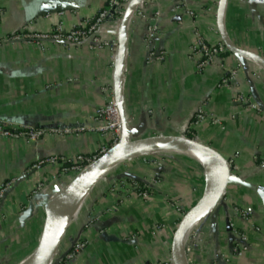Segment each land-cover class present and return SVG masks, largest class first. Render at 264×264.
<instances>
[{
	"label": "crops",
	"instance_id": "1",
	"mask_svg": "<svg viewBox=\"0 0 264 264\" xmlns=\"http://www.w3.org/2000/svg\"><path fill=\"white\" fill-rule=\"evenodd\" d=\"M219 1L183 0L198 14L196 20L178 10L182 0L139 4L143 16L134 12L127 28L122 99L133 140L182 135L200 110L219 119V124L201 123L193 138L229 159L242 183L230 185L223 201L195 226L203 242L187 256L191 264H264V205L257 193L264 189V165L256 161V157L264 158V68L230 52L226 64L237 68V78L230 86H220L221 58L201 73L190 58L195 31L211 45L222 41L217 28ZM0 4V37L4 38L22 31L48 34L58 24L69 30L94 17L107 0H0ZM152 17L158 26L152 45L165 53L161 61L150 59L145 40ZM118 24H104L98 37L108 42L117 38ZM224 26L232 43L264 58V0H228ZM116 55L117 47L111 45L1 43L0 119L16 127H96V111L105 104L103 89L114 85ZM241 96L259 109L239 102ZM110 141V135L97 131L47 134L37 142L0 137V191L4 183L15 181L0 204V264H17L32 254L44 224L43 205L57 186L69 183L56 178L58 164L34 170L32 166L54 156L72 159L94 154ZM202 169L179 152L141 156L116 166L78 208L57 257L82 235L88 242L86 252L64 264L170 261L178 224L207 187ZM157 173H161V184L149 199L120 197L111 190L122 176L148 183ZM39 183L44 189L34 195ZM30 204L34 209L27 213ZM234 206L252 212L249 222H237L249 244L241 256L233 253L238 237L228 226ZM90 217L92 222L85 229Z\"/></svg>",
	"mask_w": 264,
	"mask_h": 264
},
{
	"label": "built area",
	"instance_id": "2",
	"mask_svg": "<svg viewBox=\"0 0 264 264\" xmlns=\"http://www.w3.org/2000/svg\"><path fill=\"white\" fill-rule=\"evenodd\" d=\"M131 0H107L106 6L100 10L94 17L83 21L81 24L74 26L69 30H65L62 24H58L52 32L48 34L42 33H28L22 31L18 34L9 37H0V44L4 42L11 41H28L42 44L44 41H54L61 42L65 44H88L94 48H102L104 46H118V39L115 38L112 41H103L98 37V31L108 22L119 23L125 13L127 5ZM178 10H182L184 14L191 20L198 19V14L191 9H189L182 0V3L178 6ZM138 16H143V13L136 9L135 11ZM3 14V8L0 4V19ZM157 18L152 17L150 23L147 27L146 43L150 50V59L152 60H163L165 58V53L157 52L152 45L153 39L158 34ZM230 53L226 45L221 41L215 45L209 44L200 31L194 32V40L190 47V58L196 62V68L199 73L205 71L217 58H221L223 63L222 77L220 80V86H230L237 78L238 70L237 68H230L226 64L227 55ZM105 104L100 107L95 114V121L98 123L96 127L86 128L81 126L75 127H55L51 129L44 128H33L29 126H19L16 127L6 120L0 119V137L10 138L13 140H19L24 142H37L41 140L47 134L55 135H74L83 133L86 131H97L99 133L108 134L111 136V141L107 146H103L98 152L90 155H78L75 158L69 159L64 156H54L45 160H42L32 166V169H37L46 164H58L60 165V172L56 176L58 180L67 179L72 181L79 173L84 169L96 162L102 155H104L110 148L115 146L120 139V116L117 105L114 99V86H109L103 89ZM239 102H246L251 108L258 110L259 107L250 101L249 98L241 96L238 99ZM204 121H209L212 124H219L218 118L206 114L203 110H200L192 122L189 128L186 130L185 134L188 137L193 138L194 130ZM256 161L264 165V158L256 157ZM232 165V163H231ZM158 167H162V164L157 162ZM233 166V165H232ZM235 168V167H234ZM233 168V169H234ZM161 173H157L148 183H140L138 181L129 180L127 178L118 179L111 190L116 192L120 197L123 195H133L140 197L142 199H149L154 193V189L159 187L161 184ZM15 181H9L3 184L0 191V204L4 197L5 192L11 187ZM44 184L39 183L37 190L34 195L41 192L44 189ZM176 208L179 211L181 207L178 205ZM252 217V212L250 210H243L238 206L232 208V215L228 219V226L233 231V233L238 237L237 245L233 248V253L236 256H241L243 253L249 250L248 236L247 233L237 225V222H249ZM92 218H88L85 224V229L89 228ZM202 235L197 229H192L186 238L185 242V253L189 264H191L188 258V253L194 249L200 247L202 244ZM88 247V242L85 238L80 235L71 244L68 253L65 258L61 261H54L52 264H64L75 260L76 258L82 256ZM143 264H174L172 259L168 262H149Z\"/></svg>",
	"mask_w": 264,
	"mask_h": 264
},
{
	"label": "water",
	"instance_id": "3",
	"mask_svg": "<svg viewBox=\"0 0 264 264\" xmlns=\"http://www.w3.org/2000/svg\"><path fill=\"white\" fill-rule=\"evenodd\" d=\"M142 1L131 0L118 24V46L113 86L114 99L120 116L119 142L68 184L55 188L52 197L43 205L45 207L44 224L38 244L29 256L30 264H52L54 261H61L65 258L68 251L61 257H57V252L67 229L74 221L78 208L102 178L126 161L156 153L179 152L186 154L193 152L203 154L216 165L214 178L207 184L200 200L182 216L174 233L172 241L174 264H189L185 253L187 236L223 201L230 185L242 183V179L233 171L229 159L211 145L188 137L185 133L177 136L158 135L136 140L130 138L122 99L126 72V35L129 21ZM227 2L228 0H220L217 9V28L222 42L233 54L256 61L264 68V58L240 49L230 40L224 26V11ZM125 177L127 176L120 178ZM257 193L264 205V189H258ZM33 209L34 205L30 204L27 213Z\"/></svg>",
	"mask_w": 264,
	"mask_h": 264
},
{
	"label": "bare ground",
	"instance_id": "4",
	"mask_svg": "<svg viewBox=\"0 0 264 264\" xmlns=\"http://www.w3.org/2000/svg\"><path fill=\"white\" fill-rule=\"evenodd\" d=\"M186 155L197 161L203 167L207 182H211L215 176L216 165L203 154L187 152ZM17 264H30V258L28 257L20 262L17 261Z\"/></svg>",
	"mask_w": 264,
	"mask_h": 264
},
{
	"label": "rangeland",
	"instance_id": "5",
	"mask_svg": "<svg viewBox=\"0 0 264 264\" xmlns=\"http://www.w3.org/2000/svg\"><path fill=\"white\" fill-rule=\"evenodd\" d=\"M184 154V153H183ZM186 155V154H185ZM186 156H188V155H186ZM189 157V156H188ZM189 158H191V157H189ZM192 160H194V159H192ZM194 162H195V164L198 166V167H200L201 169L203 168L197 161H195L194 160ZM203 170V169H202Z\"/></svg>",
	"mask_w": 264,
	"mask_h": 264
}]
</instances>
